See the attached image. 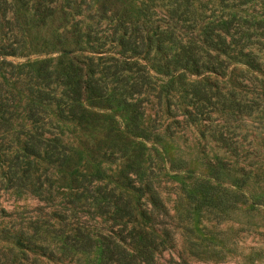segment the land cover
Returning <instances> with one entry per match:
<instances>
[{
  "label": "rangeland",
  "instance_id": "1",
  "mask_svg": "<svg viewBox=\"0 0 264 264\" xmlns=\"http://www.w3.org/2000/svg\"><path fill=\"white\" fill-rule=\"evenodd\" d=\"M67 56L104 86L81 118ZM36 127L66 156L25 172ZM98 186L168 231L160 264H264V0L0 2V264H97L62 237L116 227Z\"/></svg>",
  "mask_w": 264,
  "mask_h": 264
},
{
  "label": "trees",
  "instance_id": "2",
  "mask_svg": "<svg viewBox=\"0 0 264 264\" xmlns=\"http://www.w3.org/2000/svg\"><path fill=\"white\" fill-rule=\"evenodd\" d=\"M5 1L0 0L1 3ZM243 55L244 64L252 69H260L253 53L246 51ZM65 62L59 77L65 87L62 92L65 97L57 98L58 113L64 118H81L88 113L83 100L89 97L100 99L105 93L104 86L94 77L92 70L86 69L84 61L67 56ZM35 121L37 122V119ZM28 135L31 142L25 143L21 151L15 153L17 162L26 165L25 172L31 169L34 158L40 157L42 149L46 154L51 153L48 158H52L53 154L57 159L66 156L65 148L62 149V144L59 143L58 133L36 127L34 132H29ZM131 188L142 190L141 186L134 184ZM97 193L103 200L100 204V214L114 222L116 227L105 229L103 226L95 234L84 233L78 229L77 231L81 232L78 236L66 233L62 237L63 242L87 253L94 250L98 258L97 264H160L156 261V253L169 233L164 228L156 227L152 211H147L138 199L134 201L112 189L103 191L102 187L98 186Z\"/></svg>",
  "mask_w": 264,
  "mask_h": 264
}]
</instances>
